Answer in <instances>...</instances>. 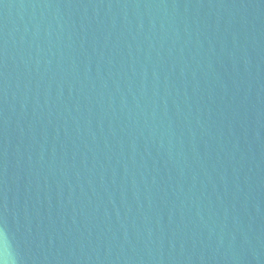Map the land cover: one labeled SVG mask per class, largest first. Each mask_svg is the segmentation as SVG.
Here are the masks:
<instances>
[{"label":"water","instance_id":"95a60500","mask_svg":"<svg viewBox=\"0 0 264 264\" xmlns=\"http://www.w3.org/2000/svg\"><path fill=\"white\" fill-rule=\"evenodd\" d=\"M11 264H264V0H0Z\"/></svg>","mask_w":264,"mask_h":264},{"label":"clouds","instance_id":"9594fccd","mask_svg":"<svg viewBox=\"0 0 264 264\" xmlns=\"http://www.w3.org/2000/svg\"><path fill=\"white\" fill-rule=\"evenodd\" d=\"M6 240L0 238V264H11L7 257Z\"/></svg>","mask_w":264,"mask_h":264}]
</instances>
